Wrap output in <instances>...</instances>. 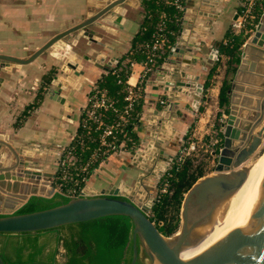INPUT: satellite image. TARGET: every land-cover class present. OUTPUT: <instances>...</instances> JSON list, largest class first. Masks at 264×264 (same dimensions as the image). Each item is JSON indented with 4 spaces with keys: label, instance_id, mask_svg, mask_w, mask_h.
Segmentation results:
<instances>
[{
    "label": "crops",
    "instance_id": "1",
    "mask_svg": "<svg viewBox=\"0 0 264 264\" xmlns=\"http://www.w3.org/2000/svg\"><path fill=\"white\" fill-rule=\"evenodd\" d=\"M103 1L106 0H0V55L28 58L52 37L81 22L89 6L93 4V7H99ZM217 1L220 6H214L211 17L203 18L205 22L196 28V22L201 17L194 10L200 2L183 0V11L187 10L189 14L184 16V12H180L177 30L171 35L170 47L143 83L142 98L137 106V121L132 130L137 147L115 154L93 168L85 184L91 194L101 195L120 183L123 184L122 192L136 191L134 184L139 180L149 197L155 200L161 181L155 174L162 171L169 160L170 167L173 165L181 147L194 133L200 138L209 127V122L219 126L217 121L222 112L228 114L219 105L222 84L226 78L231 82L230 106L236 105L239 115L253 111L260 95H264V58L252 59L254 69H245L237 76L245 41L241 46L235 74L227 76L228 57L219 52V47L227 43L229 34H233L232 25L237 20L244 0ZM127 2L119 27L114 25L117 13L103 20L109 32L90 27L98 35L97 42L88 45L87 40L81 38L77 45L71 46L75 35L64 40L80 56L95 60L98 54L102 55L99 66L82 58L79 62L82 67L80 75L68 76L70 80L63 78L62 83H52L59 100L49 95L56 62L51 50L28 65L1 74L4 80L0 87V136H7L8 139L4 144L13 143L16 150L23 148V160L35 162L37 169L43 173L55 175V181L62 157L80 130L93 88L98 86L106 89L109 97L115 101L109 90L99 84L110 73L126 79L130 74L131 62L137 63V83L140 79L145 54L137 37L145 18L151 14L144 9L143 0ZM258 10L260 15L256 16L263 17L264 10ZM177 43H180L183 51L172 56L171 48ZM215 49L219 55H213L212 58ZM161 66L164 70H161ZM102 67L109 68L110 72L104 71ZM174 68L191 74L196 77L195 84L204 86V100L198 113L193 114L185 108L190 106L193 109L191 102L196 99L194 93L185 95L184 100L179 101L174 114L170 111L164 82L171 78ZM61 85L65 89L60 88ZM124 89L122 85V104ZM175 90L180 91L179 88ZM5 145L0 149L2 157L6 152L10 154ZM132 151L139 155L134 157ZM140 153L148 158L142 157ZM10 160L16 161L15 158ZM205 161L207 168L203 177L214 173L217 158L205 157ZM151 182L157 184L155 188L149 187Z\"/></svg>",
    "mask_w": 264,
    "mask_h": 264
},
{
    "label": "water",
    "instance_id": "2",
    "mask_svg": "<svg viewBox=\"0 0 264 264\" xmlns=\"http://www.w3.org/2000/svg\"><path fill=\"white\" fill-rule=\"evenodd\" d=\"M191 1L200 2L194 10L201 17V20L196 22V28L201 27L205 22L206 19L203 20V18L211 17L210 13L214 6H220L217 0ZM99 4V7H93V4L89 6L81 22L52 37L28 58L0 55V87L4 80L2 73H11L13 68L28 65L51 50L56 62L53 67V81L50 83L52 88L49 95L59 100L55 96L53 82L62 83L63 78L70 80L71 77L68 78V76L80 75L82 67L79 62L82 58L96 66H99L98 63L101 60L102 54H98L95 60H91L88 56L77 54L71 46L77 45L81 38L87 40L88 45L97 42L98 35L90 27L109 32L103 20L114 13H117L114 25L119 27L124 6L128 2L127 0H106ZM183 12L184 16L189 14L187 10ZM71 35H75V40L69 46L64 43V40ZM182 51L180 43H177L171 48L170 55L176 56ZM213 55L214 57L219 55L217 49L213 51L212 58ZM242 57L237 76H240L245 69H254L255 64L251 63L252 59L264 58V15L254 34L245 44ZM102 68L110 72L109 68ZM161 70H164V67L161 66ZM194 80L196 77L174 68L171 78L164 82V90L170 100L168 106L172 114L178 110L179 101L184 100L183 97L189 93H194L196 99L191 102L193 109L190 106L185 108L193 114L201 110L204 86L195 84ZM60 88L65 89V86L61 85ZM176 88L180 91L175 92ZM226 111L228 114L225 113V121L221 124L223 143L216 156L215 171L212 175L200 178L185 195L181 207V226L178 233L172 237L164 236L151 220L150 213L154 200L149 197V193L140 185L139 180L135 184L136 191L122 192V183L111 186L101 195H93L89 188H85L80 197L67 199L65 203L58 206L17 214L33 197L51 199L55 196L53 187L55 175L43 173L37 169L35 162L23 160L22 157L25 154L23 148L16 150L13 143L5 145L7 136H0V149L5 145L10 151V154L6 152L4 157L0 155V233L39 232L109 216H125L133 224L130 264H136L138 261L139 245L150 264H264V174L234 227L204 250L189 257H183V254L193 249L203 237L223 205L230 201L243 186L250 171L247 165L264 143L263 94L260 95V100L251 112L239 115L237 106H230V101ZM132 152L134 157L139 155L137 152ZM145 152L150 153L148 150ZM140 155L148 158L144 153ZM6 157L9 161L8 158L5 159ZM12 158L16 161L10 160ZM170 165L171 160L155 176L159 180L162 179L169 171ZM142 168L145 169L143 166ZM149 187L156 186L150 184ZM0 264H5L1 257Z\"/></svg>",
    "mask_w": 264,
    "mask_h": 264
},
{
    "label": "trees",
    "instance_id": "3",
    "mask_svg": "<svg viewBox=\"0 0 264 264\" xmlns=\"http://www.w3.org/2000/svg\"><path fill=\"white\" fill-rule=\"evenodd\" d=\"M263 5H264V0ZM143 7L149 11L138 44H149L155 34L157 15L165 11L171 21L167 24L170 31L177 30L181 13L175 8L164 6L162 0H143ZM255 14L260 15L258 9ZM258 17V16H257ZM227 43L220 45L219 52L228 57L227 76L235 74L239 63L241 46L245 41L242 35L229 34ZM172 37L170 36V42ZM49 81V79H47ZM121 75L110 73L99 85L109 90L117 106H122ZM231 82L223 81L219 97L222 108L229 106ZM139 109V108H138ZM21 121L23 116H21ZM112 119V115H109ZM133 135V134H132ZM207 168L205 157L189 158L182 164H173L159 183L158 193L151 208L150 218L160 232L171 237L177 233L181 222V207L190 188L204 176ZM166 186V192L160 189ZM67 201L55 196L51 199L33 197L17 214L49 209ZM133 224L125 216H109L97 220L72 224L60 228L10 234L0 233V257L5 264H130L132 260ZM64 252H60V249ZM136 264H146L148 259L141 246Z\"/></svg>",
    "mask_w": 264,
    "mask_h": 264
},
{
    "label": "built area",
    "instance_id": "4",
    "mask_svg": "<svg viewBox=\"0 0 264 264\" xmlns=\"http://www.w3.org/2000/svg\"><path fill=\"white\" fill-rule=\"evenodd\" d=\"M162 3L181 13L184 8L183 0H162ZM260 8L264 10L262 0H244L237 20L232 25V33L243 35L245 44L262 19L255 14V10ZM171 20L165 11H160L153 40L149 44L141 45L145 60L141 64L142 70L138 83L136 62H131L129 76L118 81L125 88L122 106L116 105L106 89L98 86L93 88L81 120L80 130L60 162L54 184L55 196L66 199L80 197L91 171L97 164L115 154L137 147L132 130L137 121V106L142 98L143 83L170 47V36L173 32L168 29L167 24ZM133 78L136 79L135 82L132 81ZM109 115H112L111 120ZM221 115L217 121L219 126L209 122V127L200 138H197L194 133L189 140L185 141L173 164H182L193 157L214 158L217 156L223 143L221 124L226 116L225 112ZM160 192H166V186L160 189Z\"/></svg>",
    "mask_w": 264,
    "mask_h": 264
},
{
    "label": "bare ground",
    "instance_id": "5",
    "mask_svg": "<svg viewBox=\"0 0 264 264\" xmlns=\"http://www.w3.org/2000/svg\"><path fill=\"white\" fill-rule=\"evenodd\" d=\"M264 174V153L256 164L251 167L247 180L243 186L232 196L230 202V208L226 214L223 223H217L216 217L213 220L209 229L205 232L203 237L197 242L195 247L183 254V257H189L196 254L208 246L212 245L216 240H218L222 235L229 232L238 220L241 212L243 211L245 205L251 198L253 192L255 191L261 177Z\"/></svg>",
    "mask_w": 264,
    "mask_h": 264
},
{
    "label": "rangeland",
    "instance_id": "6",
    "mask_svg": "<svg viewBox=\"0 0 264 264\" xmlns=\"http://www.w3.org/2000/svg\"><path fill=\"white\" fill-rule=\"evenodd\" d=\"M263 153H264V143H263V145L261 146V148L259 149V151L257 152V154H256L255 156H253L252 159L249 161V163H248V165H247V166L249 167V169H251V167H253V166L256 164V162L260 159V157L263 155ZM163 187H164V186H163ZM54 197H55V196H54ZM229 208H230V202L228 201V202H226V203L223 205V207L221 208V210L218 212V215H217V217H216V222H217V223H223V222H224L225 217H226V214H227ZM180 226H181V222H180V225H179L178 231H179V229H180ZM178 231H177V233H178ZM177 233H175V234H177ZM175 234H174V235H175ZM174 235H173V236H174ZM171 237H172V236H171ZM60 252H61V253L64 252L62 248L60 249ZM145 262H146V264H150V262H149L148 259H146Z\"/></svg>",
    "mask_w": 264,
    "mask_h": 264
},
{
    "label": "flooded vegetation",
    "instance_id": "7",
    "mask_svg": "<svg viewBox=\"0 0 264 264\" xmlns=\"http://www.w3.org/2000/svg\"><path fill=\"white\" fill-rule=\"evenodd\" d=\"M242 4H243V2H242ZM241 6H242V5H241ZM170 168H171V167H170ZM134 182H135V181H134ZM136 182H138V181H136ZM136 182H135V184H136ZM141 183H143V181H142ZM159 183H160V182H159ZM135 184H134V186H135ZM150 184H151V185H157L156 183H153V182H151ZM134 186H133V187H134ZM157 187H159V185H158Z\"/></svg>",
    "mask_w": 264,
    "mask_h": 264
}]
</instances>
